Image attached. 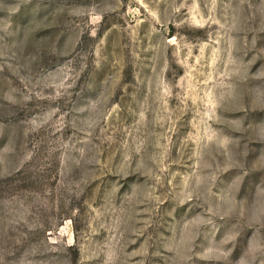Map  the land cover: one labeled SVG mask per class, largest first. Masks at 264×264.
Segmentation results:
<instances>
[{"label": "rangeland", "instance_id": "rangeland-1", "mask_svg": "<svg viewBox=\"0 0 264 264\" xmlns=\"http://www.w3.org/2000/svg\"><path fill=\"white\" fill-rule=\"evenodd\" d=\"M0 264H264V0H0Z\"/></svg>", "mask_w": 264, "mask_h": 264}]
</instances>
